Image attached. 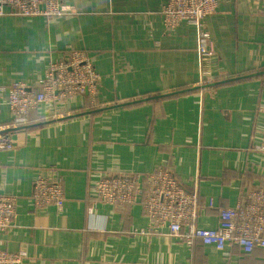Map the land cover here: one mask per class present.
I'll use <instances>...</instances> for the list:
<instances>
[{
    "label": "crops",
    "instance_id": "crops-1",
    "mask_svg": "<svg viewBox=\"0 0 264 264\" xmlns=\"http://www.w3.org/2000/svg\"><path fill=\"white\" fill-rule=\"evenodd\" d=\"M66 14L0 16V124L11 120L9 84L38 89L50 62L83 51L98 73L94 95L42 104L0 149V195L16 198L0 248L20 264H264V247L218 249L150 233L136 202L96 201L105 175L169 171L202 205L234 207L264 183V12L262 0H218L205 21L215 53L202 58L196 25L163 24L167 0H59ZM8 130V129H7ZM54 165L61 209L37 207L33 182ZM203 207L196 225L217 228Z\"/></svg>",
    "mask_w": 264,
    "mask_h": 264
},
{
    "label": "built area",
    "instance_id": "built-area-1",
    "mask_svg": "<svg viewBox=\"0 0 264 264\" xmlns=\"http://www.w3.org/2000/svg\"><path fill=\"white\" fill-rule=\"evenodd\" d=\"M217 6L218 0H167L162 11L163 24L167 28L176 27L183 20L195 24L199 36L197 50L202 58H209L214 55L215 47L211 32L205 29V21ZM68 9V5L59 0H0V16H39L53 20L66 14ZM262 9L264 12V0ZM97 79L98 73L86 54L74 49L50 62L38 89L22 81L9 84L7 105L11 120L0 124V149L12 148L10 130L27 125L42 104L76 94L94 95ZM143 185L145 191L139 203L150 219V233L161 234V228H166L167 235L190 247L196 242L218 249L236 245L244 254L264 247V183L261 180L254 181L252 189L243 194L236 206L229 208L202 205L197 190L180 184L167 170L141 177L110 174L98 180L96 201L125 209L136 202ZM32 196L37 207L46 204L58 209L63 207L62 177L54 165L41 168L33 182ZM15 203V197L0 195V232L11 225ZM203 207L218 210L217 228L196 225L197 213ZM22 260L21 254L0 248V264H20Z\"/></svg>",
    "mask_w": 264,
    "mask_h": 264
}]
</instances>
